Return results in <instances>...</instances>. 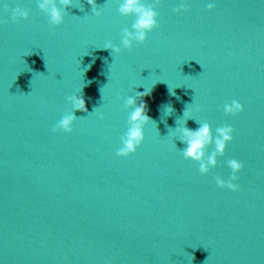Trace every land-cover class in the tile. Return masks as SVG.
Masks as SVG:
<instances>
[{"label": "clouds", "instance_id": "clouds-1", "mask_svg": "<svg viewBox=\"0 0 264 264\" xmlns=\"http://www.w3.org/2000/svg\"><path fill=\"white\" fill-rule=\"evenodd\" d=\"M162 0H153L152 4H146L144 0H121L119 2L118 11L122 16H134L135 21L131 25V30L124 28L122 30L121 44L123 49L129 51L133 48V43L143 44L148 38V33L159 27L158 17L159 14L155 10L161 4ZM91 5L92 13L95 16H100L101 11L96 4V0H87ZM38 8L48 17V22L53 26H60L64 22L65 9L73 6V0H37ZM5 12L9 11L8 4H3ZM215 4H207L209 10L213 9ZM81 11L83 9L80 8ZM188 11L186 3H181L178 7L173 9L174 13H181ZM11 22L19 23L21 20L29 19V11L19 6L11 9ZM9 21L4 19L0 20V24H6ZM104 50H110V53L119 54L122 48L115 46L108 41L105 43ZM196 63H198L196 61ZM202 67V66H201ZM91 83V81H89ZM101 91V89H100ZM151 90L144 92H135L134 95L128 96L124 100V108L131 109L128 116V129L120 137L121 147L117 150L118 157H128L136 153L137 149L144 141V127L150 122H155L149 117L148 105L143 100V97L150 96ZM175 95L174 92H172ZM72 105L73 111L65 114L51 129L54 133L64 132L71 133L73 131L72 125L78 119L75 115L76 111H82L89 114L86 107V102L83 96V87L80 89L79 95H70L66 98ZM139 100V103H138ZM169 107L170 114L173 112L171 106ZM224 112L228 115L236 116L244 111V106L238 101L233 99L230 103L224 106ZM199 111V108H197ZM92 112H98V108H94ZM183 117L191 118V112L185 110ZM101 119L103 116L101 115ZM186 119L184 126L176 127L173 135L178 134V139L185 145L183 149H179L185 159L192 160L199 164V172L201 175H207L212 168L217 166V158L224 156L227 146L233 140L234 129L231 126L225 125L216 128V134L213 135L211 125L207 122L201 123L196 121L199 127L195 130L189 129L186 126ZM214 144V150L208 154L207 149ZM227 166L231 169V176L228 180L215 177L217 186L221 189L227 188L233 192L239 190L240 185L236 183L240 179V173L244 165L237 159H229Z\"/></svg>", "mask_w": 264, "mask_h": 264}]
</instances>
